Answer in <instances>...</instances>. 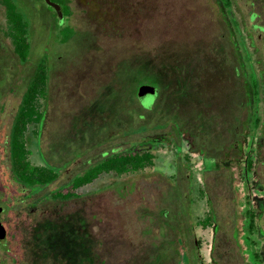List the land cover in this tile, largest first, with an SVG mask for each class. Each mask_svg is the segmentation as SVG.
I'll return each instance as SVG.
<instances>
[{"label": "rangeland", "instance_id": "obj_1", "mask_svg": "<svg viewBox=\"0 0 264 264\" xmlns=\"http://www.w3.org/2000/svg\"><path fill=\"white\" fill-rule=\"evenodd\" d=\"M11 1L29 52L14 55L0 4V264H264L263 239L241 244L238 231L244 195L264 187V0H66L65 42L43 0ZM40 59L43 117L24 143L30 163L57 175L25 187L9 168L8 134ZM140 84L157 91L139 99L146 107ZM132 148L150 163L50 197Z\"/></svg>", "mask_w": 264, "mask_h": 264}, {"label": "trees", "instance_id": "obj_2", "mask_svg": "<svg viewBox=\"0 0 264 264\" xmlns=\"http://www.w3.org/2000/svg\"><path fill=\"white\" fill-rule=\"evenodd\" d=\"M60 5L62 18L69 13V8L65 0H53ZM223 6L228 7L230 0H219ZM0 4L5 10L7 26L4 33L9 37L14 55L24 61L29 52V43L26 40V22L21 13L15 8L11 0H0ZM257 12H250L249 19L257 16ZM58 29L59 41L65 42L72 34V29L60 24ZM251 28L262 29L256 24ZM45 65L40 59L32 72V75L21 96L20 103L14 113L10 131L8 134V162L9 168L14 179L25 187L41 186L52 182L57 173L50 167L35 165L28 160V149L24 143V132L28 124H38L42 120V111L39 109V100L45 98ZM252 91H256V81L252 75L249 76ZM137 97V96H136ZM138 101L141 97H137ZM140 103V101H139ZM142 107L143 105L140 103ZM151 153L146 149H127L114 151L97 162L88 166L80 174L75 175L68 184V189L61 192L56 190L50 193V197L68 199L76 195L74 189L91 182L100 173L112 172L123 174L130 171L141 169L145 164L150 163Z\"/></svg>", "mask_w": 264, "mask_h": 264}, {"label": "flooded vegetation", "instance_id": "obj_3", "mask_svg": "<svg viewBox=\"0 0 264 264\" xmlns=\"http://www.w3.org/2000/svg\"><path fill=\"white\" fill-rule=\"evenodd\" d=\"M65 2H66V0H65ZM59 7H60V5H59ZM50 9H52V8H50ZM66 17H63L62 19L65 21ZM56 20L58 21L57 17H56ZM64 21H59V22H60V24H62ZM57 24H59V23L57 22ZM257 92L258 91H252L251 92L252 96L253 97H254V95L256 96ZM143 97H145V96H143ZM143 97H141V98H143ZM154 97L155 96H153V98ZM257 123H258V117L255 115V117H253V120H252V128L253 129L256 128ZM255 134H256V132H255ZM250 164L247 163V167H250L249 166ZM261 193H262L261 194L262 195L261 200L263 201V204H257L255 207H253L255 209H253L252 207L246 206L250 202L249 201L250 197H247V196L245 197V195L243 197L244 208H242L241 212L239 211V215L241 216V218H240L241 219V221H240L241 222V227H240L241 229L238 227L239 233H242V235H244L243 239H241V242H240L241 244H243V240H245L250 246H254L255 245L254 243L257 242V239L254 238L253 236H256L258 238H262L263 242H264V195H263L264 194V187L261 189ZM261 195H259V196H261ZM259 196H257V197L254 196L253 198H250V199L252 200L255 198V200H257V199L259 200V198H260ZM232 233L234 234V228L232 229ZM251 254L254 256V258L259 259L258 258L259 255L257 252L251 251Z\"/></svg>", "mask_w": 264, "mask_h": 264}, {"label": "water", "instance_id": "obj_4", "mask_svg": "<svg viewBox=\"0 0 264 264\" xmlns=\"http://www.w3.org/2000/svg\"><path fill=\"white\" fill-rule=\"evenodd\" d=\"M44 3L52 8V10L54 11L56 17L58 20L62 19V13L60 11V7L57 3L51 1V0H43ZM156 88L153 85L150 84H140L137 89H136V96L137 97H143L145 95H150V96H155L156 95ZM2 208L0 207V212H1ZM5 238V228L2 225V223L0 222V243H3Z\"/></svg>", "mask_w": 264, "mask_h": 264}]
</instances>
